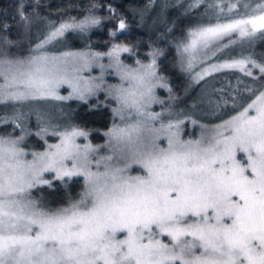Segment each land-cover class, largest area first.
<instances>
[{
    "label": "snow or ice",
    "instance_id": "6c2138e0",
    "mask_svg": "<svg viewBox=\"0 0 264 264\" xmlns=\"http://www.w3.org/2000/svg\"><path fill=\"white\" fill-rule=\"evenodd\" d=\"M17 9L27 27L20 0ZM99 23L94 15L63 22L27 57L8 58L7 50H0V104L68 99L57 92L64 83L81 99L106 87L119 104L117 114L124 119L126 112L132 121L107 133L112 155L99 159L90 156L97 151L91 144L77 143L88 135L78 127L60 132L59 143L32 153L30 161L18 146L23 137L0 136V264H264V91L257 95L249 89L255 98L236 115L200 139L181 140L173 129L183 121L156 127L161 113L148 111L158 102L157 85L166 87L155 59L131 67L120 54L132 49L119 43L107 53L49 56L43 51L66 30L84 31ZM126 27L119 19L111 35ZM0 30L10 26L0 24ZM233 33L241 38L260 33L264 39V3L251 14L191 30L184 51L208 49ZM3 43L10 41L5 37ZM104 55L107 65L99 62ZM248 65L264 74V61L249 56L211 65L198 76L222 68L252 76ZM97 66L99 78L81 75ZM105 69H114L121 83L105 86ZM161 134L167 147L158 143ZM133 165L143 174H129ZM80 176L84 191L67 206L50 208L30 196L38 184L52 188L56 180Z\"/></svg>",
    "mask_w": 264,
    "mask_h": 264
},
{
    "label": "trees",
    "instance_id": "16d2710c",
    "mask_svg": "<svg viewBox=\"0 0 264 264\" xmlns=\"http://www.w3.org/2000/svg\"><path fill=\"white\" fill-rule=\"evenodd\" d=\"M155 1H163L165 7L158 5V8H152L148 14ZM190 1L199 2L190 7ZM17 2L18 0H0V24L10 26V30H0V50L6 49L8 58L29 53L53 26L72 22L73 18L78 22L86 16L94 15L99 19V24L89 26L84 31L69 29L63 36L69 39L75 33H80L84 46L91 51L104 53L110 50L111 42H115L131 46L141 60L155 59L156 71L163 78L160 83L166 87L157 85L155 96L158 102L152 108L162 110L171 107L181 110L180 116L176 117L178 121H183L179 127L202 128L220 123L255 98L249 89L257 95L264 91V74L251 65L248 68L252 71V76L246 75L239 68H222L205 75L203 79H193L177 62V46L191 29L251 14L257 4L264 3V0H240L239 3L237 0H20L26 6L27 27L18 14ZM244 3H248L249 7L244 8ZM86 7H89L88 11ZM229 8H232L231 12ZM119 19L125 21L126 30L111 41L108 30L115 28ZM5 37L10 43H3ZM57 38L61 39L62 36ZM228 38L222 40L227 43L213 53L211 61L232 62L249 56L258 62L264 61V39L260 38V33L253 37L230 35ZM72 104L69 101L67 106ZM76 104L74 112L78 116L61 128L78 127L86 130L88 140L102 148L106 145L105 134L112 116L111 103L107 99L104 101L91 95L78 100ZM8 115H11L10 111L0 104V116L7 118ZM1 119L3 118L0 117ZM8 125V120L0 123V134L15 135L14 131H9ZM46 129V132L40 131V139L30 136L24 138L21 147H45L46 138L51 133L48 131L53 127ZM108 152L111 153L112 150L109 149ZM44 177L47 178L46 175ZM75 179L77 178L56 180L52 188L38 184L31 189L30 196L50 208L67 206L69 200H78L84 191L83 185Z\"/></svg>",
    "mask_w": 264,
    "mask_h": 264
},
{
    "label": "rangeland",
    "instance_id": "374dc122",
    "mask_svg": "<svg viewBox=\"0 0 264 264\" xmlns=\"http://www.w3.org/2000/svg\"><path fill=\"white\" fill-rule=\"evenodd\" d=\"M198 2L199 1H190V4H188V5L190 7H192L195 4H197ZM174 3H176V1H174ZM158 5H160V7H162V6L165 7V4L163 1H155L153 7H151L147 13L149 14L152 8H158ZM88 8L89 7L85 8L86 11L89 10ZM222 23H224V22H222ZM59 25H57L56 27L55 26L51 27L52 30H50L47 34H45L43 39L46 36H48L52 31H54L55 28L59 27ZM114 30H115L114 27L110 28L108 30V34L112 37L111 41H114L113 40L114 37L111 35V32ZM125 30L126 29H124L122 32H125ZM191 30H193V29H191ZM190 31L186 34L185 39L182 42H180L179 45L177 46V60H178L177 62L179 64V66L183 70H185L187 73H189V75L193 79H198L199 78L198 74L203 73L204 69L209 68L211 65H214V64L218 65V64L225 63L226 61H223V62L211 61L210 60L211 56L213 55V53L218 48H220L222 45L227 43V42L222 41L224 38H228L230 35L239 37L238 33H233V34H230L229 36L224 37L220 41L213 42V44L208 49H199L198 48L195 53H191V52H185L184 51V45L187 44L190 40V36H189ZM120 33H121V31H117V35ZM43 39L36 42L34 47H36V45L38 43H40ZM225 41H226V39H225ZM113 44H116V43L111 42V46ZM127 46L129 48H131L132 51L120 54V59L125 64H127L131 67H138L137 61H139L141 64H150L152 62V60H150V61L141 60L138 57V55H136L134 49L129 45H127ZM43 51L49 56H61L65 52L102 53V52L91 51L90 49H87L84 46V39L80 33H75L69 39H67L64 36H62L61 39L60 38L54 39L53 41H51L50 43L45 45ZM106 51L108 52L109 50H106ZM106 51H104V53H107ZM31 54H33V49L30 50V52L25 54V55L16 56L13 58L27 57ZM99 62L107 65L109 63V57L104 55L102 58H100ZM190 62H191V66H189ZM156 68H157V65H156ZM81 75L86 77V78H93V77L99 78L101 76V69L98 66L93 67L90 70L83 71L81 73ZM157 75L160 76L159 73H157ZM103 81H104L105 86H107V85H119L121 83V79L116 74L114 69H105L104 70ZM161 81H163V80H161ZM0 82H2V81H0ZM154 91H156V88ZM57 92L60 96L70 97V98L64 99V100L47 98V99L28 100V101H22V102L2 104V106L5 107V109L10 111L11 115H8L7 118L5 116H0L1 118H3L0 120V123L7 122V120H8L9 131L10 132L14 131L15 135H14V133L13 134L6 133V134H0V136L6 137V138H11V139H18L20 137H23V139H24V138H27L28 136H30L33 139H35V138L40 139V136L37 133L40 134L41 129H46V127H49V126L53 127V129H55V130L52 129V130L48 131V133L51 132L48 134L49 138H46L45 147H43V145H42V147L40 149H38V148L33 149V148H29V147L22 148L21 142L23 141V139L19 140L18 146L24 150V153H25L24 159L25 160L30 161L33 159L32 153H40V152L47 151V150H49V147H48L49 145H54V144L59 143V141H60L59 133L65 131L67 129V128L62 129L61 127L67 126L69 124V122L72 121V119L75 120V117L78 116L77 112H74V110L77 109L76 103H78V100H80L81 98H79V96L76 93H73L72 87L69 84L64 83L58 87ZM91 95L95 96L96 99L101 98L104 101L107 99V101L110 102L111 106H112V116H111V120H110L108 128H107V132L105 134V140H104L106 145H104V146H102V148H100L98 146V144H96V145L92 144L88 140V135L86 138L85 137H78L77 143L81 144L82 146L85 144H91L93 146V148L97 149V151L95 152V154L90 153V156L94 155L97 159H99L101 156H103V154H104V156L112 155V152L111 153L108 152L109 149H111V146L109 143L110 137H109V135H107V133H109V131L116 126L124 127L126 125V123H130L132 121L128 117V114L126 112L123 114L124 119H121V115L117 114L116 110L119 108V104H118L117 100L110 94V92L106 90V87H102L101 89H97L96 91H94L91 94H86L84 98H87ZM69 101H72V103H73L72 106H70V107L67 106ZM153 104L150 105V107L148 108V111L154 112V113H161V120L153 122L156 127H159L161 122H163L164 124H167L169 122H172L175 124L178 121L176 119V117L180 116L181 110L176 109V108H171V107H168V108L162 109V110H154L152 108ZM236 114H234V115H236ZM229 118H227V119H229ZM222 122H220V123H222ZM220 123L209 125L207 127L202 126V128L199 126L196 128H194V126L193 127L192 126L187 127V128L181 126L178 129H173V130L179 132V138L181 140H196V139L201 138L202 133H205L208 129H210V128H212L215 125L220 124ZM60 129L62 131H60ZM68 129H70V127ZM2 130H4V129L2 128ZM84 131H86V130H84ZM42 134H44V133H42ZM160 142H162L163 147H167V139L163 134H161V141H158V143H160ZM92 170L93 171L96 170L94 163L92 165ZM129 174H131V175L143 174V169H141L139 165H133L131 167V171L129 170ZM43 175L44 176L46 175V177L48 179H50V177H52L53 174L46 172ZM76 178L77 179H75V181L80 182V184L83 185V190H84L85 181H84L83 176L76 177ZM157 238L162 239L166 242L168 241V238L165 236H158Z\"/></svg>",
    "mask_w": 264,
    "mask_h": 264
}]
</instances>
